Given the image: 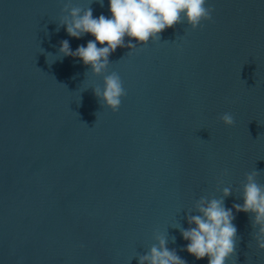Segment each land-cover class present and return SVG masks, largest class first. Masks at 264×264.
Returning a JSON list of instances; mask_svg holds the SVG:
<instances>
[{
	"label": "water",
	"instance_id": "water-1",
	"mask_svg": "<svg viewBox=\"0 0 264 264\" xmlns=\"http://www.w3.org/2000/svg\"><path fill=\"white\" fill-rule=\"evenodd\" d=\"M67 2L0 0V264H139L156 234L208 264L181 232L196 201L231 187L225 206L243 204L254 170L264 184V0H208L202 28L118 48L105 73L127 92L118 112L94 94L103 76L61 59V41L94 39L60 26ZM71 3L111 17L109 0ZM233 212L227 264H264L252 215Z\"/></svg>",
	"mask_w": 264,
	"mask_h": 264
},
{
	"label": "clouds",
	"instance_id": "clouds-1",
	"mask_svg": "<svg viewBox=\"0 0 264 264\" xmlns=\"http://www.w3.org/2000/svg\"><path fill=\"white\" fill-rule=\"evenodd\" d=\"M103 6V0H98ZM111 17L93 15L91 6H73L71 0L64 4L60 26H66L67 34L80 39L91 35L87 45L72 50L68 40L61 41L59 54L63 57L78 58L93 75L104 77V87L94 88V94L101 105L118 112L122 98L127 95L123 81L116 72L105 75L111 63L110 56L118 48L135 50L137 44H147L161 39V34L178 24L187 23L192 30L202 28L203 22L212 21L214 7L208 0H109ZM59 31V27L57 28ZM127 39V42H126ZM135 41V42H133ZM220 119L226 126H234L236 121L231 113H224ZM227 174V171L224 173ZM259 171L246 174L243 184V204L225 206L224 198L232 195L231 187L223 188V197H201L195 203L196 215H188V229H181L188 241L186 251L197 260L207 258L208 264H227L236 256L240 239L233 223L236 213L252 215V227L257 247L264 250V184L257 180ZM191 213V210H190ZM194 225V226H193ZM158 245L138 257L139 264H187L174 249L168 248L167 237L156 234ZM174 240V238H173Z\"/></svg>",
	"mask_w": 264,
	"mask_h": 264
}]
</instances>
